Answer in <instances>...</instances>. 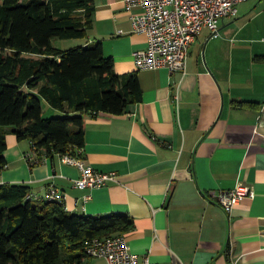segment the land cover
<instances>
[{"label":"crops","instance_id":"obj_1","mask_svg":"<svg viewBox=\"0 0 264 264\" xmlns=\"http://www.w3.org/2000/svg\"><path fill=\"white\" fill-rule=\"evenodd\" d=\"M93 2L79 44L100 42L115 71L136 72L142 90L126 112L85 120L82 157L117 179L79 189L77 167L59 154L29 161L30 140L9 131L0 183L27 184L37 199L55 185L69 212L131 218V250L158 264H264V0L239 3L217 36L203 27L184 72L135 69L132 53L146 37L133 31L124 0ZM239 181L253 196L228 213L217 195ZM82 264L107 262L86 256Z\"/></svg>","mask_w":264,"mask_h":264},{"label":"trees","instance_id":"obj_2","mask_svg":"<svg viewBox=\"0 0 264 264\" xmlns=\"http://www.w3.org/2000/svg\"><path fill=\"white\" fill-rule=\"evenodd\" d=\"M93 11V0H0V170L9 131L38 155L78 154L87 117L122 114L141 101L137 73H117L100 42L53 45L86 38ZM41 100L60 114L45 117ZM133 226L124 215H78L64 202L34 198L27 184L0 183V264H82L93 238Z\"/></svg>","mask_w":264,"mask_h":264},{"label":"built area","instance_id":"obj_3","mask_svg":"<svg viewBox=\"0 0 264 264\" xmlns=\"http://www.w3.org/2000/svg\"><path fill=\"white\" fill-rule=\"evenodd\" d=\"M248 0H124L130 14L134 32L146 37V46L135 50L133 62L135 69L166 68L169 72H184L188 50L200 30L207 27L212 36L219 33L220 21L234 17L237 5ZM138 8L139 12L132 9ZM264 109V104H263ZM83 147L78 154H59L62 163L75 166L80 175L74 179V186L79 189H93L105 186L117 179L114 171H99L87 164L82 156ZM36 150L27 156L35 159ZM252 188L240 181L230 190L217 195L218 204L230 213L233 207L246 197H252ZM90 195L84 196L89 199ZM44 200L63 202L64 194L55 185H49ZM85 253L90 257L103 258L107 264H158L146 254L139 257L133 252L124 235L93 238L85 246ZM233 264H238L235 260Z\"/></svg>","mask_w":264,"mask_h":264},{"label":"rangeland","instance_id":"obj_4","mask_svg":"<svg viewBox=\"0 0 264 264\" xmlns=\"http://www.w3.org/2000/svg\"><path fill=\"white\" fill-rule=\"evenodd\" d=\"M82 38H77V39H59L55 38L53 39V45L57 48H71L75 47L77 45H80L79 43L81 42ZM41 105L43 108V114L45 117H51V116H58L60 112L53 110L48 103L45 100H41ZM4 128L9 129L10 126H4ZM9 133V132H7ZM6 133V135H7ZM32 147V146H31Z\"/></svg>","mask_w":264,"mask_h":264}]
</instances>
